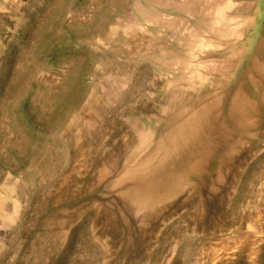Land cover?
<instances>
[{"label":"rangeland","instance_id":"obj_1","mask_svg":"<svg viewBox=\"0 0 264 264\" xmlns=\"http://www.w3.org/2000/svg\"><path fill=\"white\" fill-rule=\"evenodd\" d=\"M6 1L0 42L16 15L34 28L0 52V264H264V0H236L233 22L211 0ZM139 2L162 17L131 22ZM200 95L220 101L209 122L241 104L249 124L205 178L168 158ZM209 122L197 135L216 137Z\"/></svg>","mask_w":264,"mask_h":264},{"label":"bare ground","instance_id":"obj_2","mask_svg":"<svg viewBox=\"0 0 264 264\" xmlns=\"http://www.w3.org/2000/svg\"><path fill=\"white\" fill-rule=\"evenodd\" d=\"M9 1V5H13V6H16L17 8H21V6L23 5V3L19 0H7ZM6 1V2H7ZM167 1V0H166ZM178 1V0H177ZM180 1H184L185 3L187 4H184L182 5L183 8L185 9H188L190 12H194L195 10L193 9L192 6V3L189 1H185V0H180ZM210 1V0H209ZM235 1L236 0H211V3H214L216 4V10L219 11L220 14H222L223 16L229 18L230 20H232L233 18H235V16L231 15V14H228L227 16L224 15L225 13V9L233 7L234 4H235ZM5 2V1H4ZM41 2H43L42 0H37L35 1V4H37V6L39 7L41 5ZM175 2V1H174ZM1 3V2H0ZM205 3V2H204ZM209 3V2H208ZM44 5V4H43ZM137 5V6H136ZM135 5V9L138 10V13L140 12V17L142 16V20H139V19H133L131 22L133 23H136L137 25H141L140 23L143 22V20H146V21H157L158 19H160L162 17L159 16V11L158 9H156V13L154 12H150V7H147L145 6L144 9H142L141 7H143V3L142 2H139L138 4ZM150 5H155V3H151ZM149 5V6H150ZM211 5V4H209ZM209 5H207V7H209ZM205 7V5H203ZM42 8V6H40ZM39 7V9H40ZM152 7V6H151ZM192 7V8H191ZM11 8V7H10ZM10 8H8L10 10ZM154 8V7H152ZM206 8V7H205ZM210 8H213V6L211 5ZM14 9V8H13ZM36 9V8H34ZM194 11H193V10ZM202 9V7H201ZM214 9V8H213ZM140 10V11H139ZM205 9H203L204 11ZM212 10V9H211ZM12 11V10H11ZM202 11V12H203ZM207 8L206 10L203 12V13H206L207 14ZM215 12V13H218ZM239 11V9L237 10ZM32 12V11H31ZM201 12V13H202ZM214 12V11H213ZM224 12V13H223ZM0 13L3 14V17L0 18V20L2 21V19H6V17H12L13 14L12 12L10 11H6L5 10V6H2L0 5ZM163 13V12H161ZM160 13V14H161ZM200 13V11H199ZM211 13V12H210ZM44 14V12H43ZM164 14V13H163ZM41 15V14H40ZM26 17H28L27 19L24 18V15L23 16H19V15H16L15 16V21H14V26H13V30L11 29V31L9 32L10 34L7 36V42L4 43V42H0V52H5L6 49L8 47H10L11 45H15L16 42H17V33H19V31H26L28 30L31 31L33 30L34 28V25H33V21H31V17L30 14H25ZM36 18H37V15H34ZM164 16V15H163ZM211 16V15H210ZM220 16V15H219ZM229 16V17H228ZM137 17V16H136ZM160 17V18H159ZM222 17V16H221ZM218 18V17H217ZM202 19L204 20V18L202 17ZM222 19V18H221ZM224 19V18H223ZM128 20V19H127ZM131 20V19H130ZM236 20V19H235ZM4 21V20H3ZM199 21V20H198ZM221 21V20H220ZM218 21V19L216 18H211L210 19V22L209 24L206 25V27H201L200 24L198 25L197 29L195 31H197L196 33H198L199 35L203 36V35H207V33L209 32H213V31H217V27L220 28L219 26V23L220 22ZM223 21V20H222ZM165 22V21H164ZM230 22H233L230 21ZM218 23V24H217ZM128 24V23H127ZM239 24V23H237ZM237 24H235L237 26ZM136 25V26H137ZM223 24H221L222 26ZM234 25V26H235ZM143 26V25H141ZM232 26V25H231ZM222 28V27H221ZM227 29V28H226ZM226 29H222L221 32L225 33L224 35H228L230 32ZM230 29V28H229ZM236 29V27L234 28ZM225 30V31H224ZM233 30V29H232ZM239 31V30H238ZM237 31V32H238ZM234 32V31H233ZM232 32V33H233ZM230 33L231 35H234L235 34L233 33ZM239 34V32H238ZM219 35V34H218ZM193 36V35H192ZM216 36V35H215ZM237 36V35H236ZM239 36V35H238ZM211 39V38H210ZM209 39V40H210ZM203 40V41H202ZM208 40V39H207ZM201 42L203 44H207L206 47L208 46V43L210 44V42L206 41L205 39H202L201 38ZM200 46V45H199ZM204 46V45H202ZM210 46H212L210 44ZM201 48V47H200ZM236 54V53H235ZM229 55V54H228ZM197 56V54H196ZM160 61L162 63H168V59L165 57V56H162L160 57ZM175 58V57H174ZM211 59V58H209ZM203 60V59H201ZM200 61V60H199ZM173 62V61H171ZM178 62V60H176L174 63ZM207 62V61H206ZM203 63V62H202ZM177 64V63H176ZM200 64V63H198ZM172 66V65H171ZM175 66V65H174ZM171 75V73H169ZM161 75V74H160ZM207 75V74H206ZM166 76V75H165ZM202 77V76H201ZM184 78V76L182 77V79ZM190 79V78H189ZM195 79V78H194ZM198 79V77H197ZM187 80V78H186ZM170 83H173V82H176V78L172 77L170 80H169ZM190 82V81H189ZM192 83V82H191ZM240 85L237 86V88L240 90V88H242V84L239 83ZM181 85V84H180ZM190 85V84H189ZM193 85V84H192ZM177 86V85H176ZM185 86V85H184ZM188 86V85H187ZM107 88V87H106ZM120 88V87H119ZM118 88V89H119ZM169 88V87H168ZM167 88V89H168ZM181 88V87H180ZM178 90V89H177ZM173 91V90H172ZM254 91V90H253ZM169 92V91H168ZM177 92V91H176ZM238 92V91H237ZM170 93V92H169ZM173 93V92H172ZM208 94V93H206ZM131 95V94H130ZM129 95V97H130ZM184 95V94H183ZM189 95V94H187ZM240 95V92H238L235 97H233L234 101L237 100V98L239 97ZM170 97V96H169ZM172 99V98H171ZM196 99V100H195ZM194 100L197 101L198 103H201L200 101H202L203 99V102L202 103H206V106L204 108V110H200L202 112V114H200L198 116V118H193L192 116L190 117V119L186 120V124L185 125H174L175 128H174V133L173 135L170 137L172 139H169L168 143L169 145H172L173 148H172V152L169 154L168 158H170V162L169 164L170 165V169H186L188 171H190L192 174H196V175H200L201 177H204L206 176V173H205V170L203 168V161L205 159V156L208 152H211L215 149H217V143H220V140H223L224 142H228L229 141V138H230V134H233L235 132H238V129H242L241 125L243 124L244 127H247L249 124L248 122L245 120V119H240V116H243V113L245 112V106L241 105V104H236L234 106V104L231 106V108L229 110H225L227 112L226 114V118L228 120H231V125L230 123H226L224 122V120L222 119V121H220V118L218 116H215V114L213 115L211 121L209 122L207 120L206 117H208V114H210V112L213 111V108H212V105L215 104V103H220V101L218 100H213L210 95L207 97V98H203L202 95H200V98L199 96L197 98H195ZM199 99V100H198ZM190 102H187L188 103H191L193 100H189ZM233 101V102H234ZM139 102V101H138ZM194 104V103H191V105ZM184 107V106H183ZM193 107V105H192ZM185 108V107H184ZM187 108V107H186ZM194 108V107H193ZM192 110V109H191ZM194 110V109H193ZM186 111V110H185ZM182 112V111H181ZM193 112V111H192ZM187 114V113H186ZM194 114V112H193ZM179 115V114H178ZM192 119V120H191ZM197 119V120H196ZM214 119H219V121L217 120H214ZM237 120V121H236ZM242 120V121H241ZM209 122V125H208V128L207 129H211L213 130V133H216V137H213L212 134L210 135H207L206 137H203L200 135H197L198 131L201 130L202 128H206L205 125L208 124ZM175 122V121H174ZM172 123V122H170ZM233 123H235L236 125H233ZM172 127V126H171ZM182 128V129H181ZM184 128V130H183ZM173 130V129H172ZM182 130L181 134H180V131ZM191 133V131H193V134L191 136H188L187 133ZM79 132V131H78ZM180 134V135H179ZM183 139V140H182ZM152 141V140H151ZM183 141V142H181ZM182 143L185 144V146H182ZM146 146V145H145ZM154 146V145H153ZM152 146V147H153ZM160 146V144H158V147ZM171 146V147H172ZM170 147V149H171ZM144 149V148H143ZM120 150V149H119ZM196 152V153H195ZM127 153V152H126ZM199 154L198 156L199 157H196L193 159L192 155L193 154ZM124 155V154H123ZM163 162H160L158 165L159 167L155 168L154 170H150L148 168H146L143 164L140 166L141 168H143L145 170V177H147V180L149 181L150 179H152L153 177H157L160 175V170L161 168L163 167ZM208 170V169H207ZM200 173V174H199ZM207 177V176H206ZM10 178V177H9ZM205 178V177H204ZM115 182V181H114ZM4 183V182H3ZM2 185V184H1ZM3 186V185H2ZM14 188V187H13ZM1 197V196H0ZM3 197V196H2ZM4 198H0V223H1V218H2V212H3V204H4V201L5 200H2ZM18 203V202H17ZM135 203V202H134ZM17 209L19 208L17 205H16ZM5 210V208H4ZM1 227V225H0ZM2 232V230L0 229V233ZM2 235V234H1ZM0 235V236H1Z\"/></svg>","mask_w":264,"mask_h":264}]
</instances>
